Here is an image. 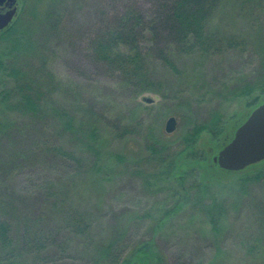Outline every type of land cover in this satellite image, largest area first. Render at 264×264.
<instances>
[{"label": "rangeland", "instance_id": "rangeland-1", "mask_svg": "<svg viewBox=\"0 0 264 264\" xmlns=\"http://www.w3.org/2000/svg\"><path fill=\"white\" fill-rule=\"evenodd\" d=\"M34 1L9 2L8 10L17 7V12L6 28L31 16ZM40 2L37 11L49 28L55 26L50 13L60 8L62 15L63 11L59 26L65 35L61 40L44 38L41 31L45 26H39L42 30L38 27L34 36L36 48L27 50L33 51L31 57L25 52L16 60L22 72L32 69L30 75L39 77L41 91L47 92V120L33 124L13 109L11 97L17 80L5 71V64L16 57L17 50L3 31L6 28L0 31V97L8 99L7 107L0 104V219L13 214L26 218L16 219L14 243L2 257L7 261L15 254L14 264H41V253L14 252L25 246L22 236L33 227L49 233L45 238L51 234L54 241L56 230L62 232L58 243L65 244L67 251L60 254V264L87 263L91 240L117 244L125 250L124 257L151 242L152 252L156 247L158 253L180 257L186 264H264V214L259 212L264 206V185L250 183L246 194L241 187L244 177L264 170V161L239 172L225 171L214 162L239 127L264 103V90L258 87L264 63V51H259L264 50V24L252 30L253 21L248 23V15L233 1L214 24L227 35L223 51L173 54L176 71L154 59L149 64L150 79L161 90L135 97L119 79L104 76L86 50L89 39L104 28L101 21H110L117 13L119 0ZM260 2L256 7L264 9V0ZM3 7L0 4V10ZM248 33L253 46L226 48L229 42L235 45L231 37ZM44 59L49 70L43 75ZM27 79L22 78L19 84ZM251 85L256 86L251 95L234 96ZM143 97L154 102H143ZM216 114L222 119L219 134L204 132L182 156L172 179L153 181L154 165L145 160L148 146L178 143L197 123H208ZM99 116L106 117L111 126ZM171 118L176 119L177 127L169 133L166 125ZM8 119L14 122L5 126ZM25 124L27 133L23 134L20 131ZM2 130L6 134L1 135ZM84 137L88 142L95 140L91 152ZM53 149L63 152L56 155ZM73 158L83 161L80 164ZM138 159H143L140 165ZM199 200L211 206L216 216L221 213L222 217L215 219L217 231H213L214 218L209 221L205 207L197 205ZM171 208L173 215L162 221ZM74 211L95 216L92 233L79 234L72 227L68 215ZM43 237L41 234L40 241ZM144 251L136 255L133 264L155 262L150 250Z\"/></svg>", "mask_w": 264, "mask_h": 264}, {"label": "trees", "instance_id": "trees-1", "mask_svg": "<svg viewBox=\"0 0 264 264\" xmlns=\"http://www.w3.org/2000/svg\"><path fill=\"white\" fill-rule=\"evenodd\" d=\"M41 0L34 1V9L31 11V16H26L25 19L17 22L14 27L6 28L3 30L6 35L12 40V47L16 57L11 58L9 64H5V71L10 72L11 77L17 80L15 89L12 91L14 94L11 100L15 103L13 104V109L16 113L21 114L23 117L30 118V123L35 124L34 121L47 120L48 117H44L45 112V95L47 92L41 91L39 84V77H34L30 75V69H25L21 71L18 67L20 65L17 62V57L20 54H28L31 57L33 51L31 48H36L34 42V36L39 33L38 27L45 26L46 30H42L41 33L45 38L51 36V38L57 37L61 40V37L65 34H61L62 29L60 25L61 17L63 16L59 12L60 8L54 9L56 12H52L49 15L52 24L55 26L47 25L39 16L37 8ZM57 1V0H56ZM233 1H238V9L240 12H245L247 17V22L252 25V30L257 26V28H262L264 24V9H258L256 6L260 7V0H119L121 4L117 13L114 15L112 20L101 21L102 29L100 34L94 35L87 42V51L90 52L91 63L97 64L100 69L104 70V76L111 77L114 80L119 79L120 84L129 90L133 91L135 97L147 92L158 93L160 87L153 83L151 70L149 64L154 60L158 59L162 61L171 70H178L177 63L173 58V54H179L180 56H185L191 54L192 56L198 54V52L209 51H223L224 42L227 40L225 38L227 35L222 34L216 24V21L224 16L223 9ZM28 3V0H24ZM33 2V0H32ZM28 7V4H26ZM115 10V6H112ZM29 11V10H28ZM260 14L261 17L258 19L254 18L253 15ZM50 21V20H48ZM21 22V23H20ZM40 22V23H39ZM39 23V24H38ZM263 23V24H262ZM64 32V31H63ZM255 34H257L255 32ZM240 36L231 37L234 40L235 45L229 42V46L226 48H237L240 46L254 45L251 39V34H243ZM50 39V38H48ZM47 41V40H46ZM46 44V42H45ZM257 49V47H254ZM23 50V51H19ZM168 51H175V53H170ZM259 51H264L262 48ZM17 53V54H16ZM194 53V54H193ZM174 60H173V59ZM33 63L31 60L29 61ZM42 74L44 71L49 70L48 61L44 59ZM101 71V70H100ZM38 72L36 70L34 73ZM179 72V71H177ZM33 73V72H32ZM262 80L258 83V87L264 90V63H262L261 70ZM42 76V75H41ZM22 78L27 79L24 84H19V80ZM37 78V79H35ZM45 85L43 88L47 87ZM254 85L246 87L238 93H234V96H249L255 90ZM52 93V91H49ZM1 98V97H0ZM4 101V103H2ZM0 104L7 107L8 99H0ZM7 112V110H6ZM8 114L5 115V118ZM44 117V118H43ZM100 117V116H99ZM104 117V116H103ZM102 116L99 118L100 121L111 126L107 123L106 117ZM102 119V120H101ZM7 121L5 126L13 123L14 120ZM221 117L217 114L212 117L208 123H197L192 130L186 134L182 141L178 143H155L154 145L148 146L149 155L146 156V161L152 162L154 165V172L151 174L153 181L162 182L169 181L175 176L177 171L178 163L182 156L190 150L196 143L201 135L208 131L213 136L219 134V125L221 124ZM35 126H33L34 128ZM30 128L29 130L33 129ZM116 130V126H112ZM27 124H25L24 129H21V133L26 134ZM1 135L6 134L2 130ZM94 135V132L92 133ZM88 142L84 137V145L91 150H94V141ZM48 141L45 145L48 146ZM94 143V144H93ZM152 142L151 144H153ZM176 145V146H174ZM95 148V147H94ZM54 150V154H61L63 151ZM98 150V149H97ZM14 153V152H12ZM98 153V152H97ZM15 154V153H14ZM76 162L83 161L82 159L73 158ZM143 159H138L137 165H140ZM141 161V162H140ZM136 165V164H135ZM226 171V170H225ZM243 171V170H242ZM239 172V171H238ZM250 183L262 184L264 185V170L257 173L254 176H246L242 179L241 187L243 188V193L246 194L247 185ZM248 193V191H247ZM254 199V196H252ZM201 205L205 207V214L209 221L213 219V231H217L218 223L216 220L221 218V213H217V216L206 204H202L203 200H199ZM206 203V202H204ZM214 204L209 202L208 204ZM213 206V205H212ZM248 206V205H247ZM260 209V213L264 214V206ZM172 210L174 208L168 209L165 215L162 217V221L167 218V216H172ZM213 212V214H211ZM72 227L78 230L81 234H90L94 231V215L89 212H78L74 211L72 214L68 215ZM16 219H21L26 221V218L22 216L19 218L18 215H11L8 218L0 219V264H14L15 254H12L9 260H5L2 257L3 251L6 249H11L14 238L13 232L17 233ZM216 219V220H215ZM42 218H39L41 223ZM84 227V230L82 228ZM218 228V229H217ZM26 229L25 234L22 239H25V246L21 247L19 250H15L18 254H31V253H41L43 257L41 258V264H60L62 261L60 254L67 251L65 244L58 243V238L62 232L56 230L55 241L50 237L51 234L45 238L46 233L39 231L36 228ZM34 232L31 233V230ZM61 229V228H58ZM31 233V234H30ZM41 234H43V241H40ZM78 234V235H79ZM53 237V236H52ZM34 245H32V243ZM104 241H99L95 244L92 240L89 242L90 246L86 249V253L90 256L87 258V263L84 264H133V260L139 252L144 250H150L153 254L155 262L153 264H186L180 257L171 258L168 254H160L156 247L154 252L151 251L150 246L145 243L141 245L138 249L126 253L123 256L124 251L117 244H107L104 245ZM29 244H31L29 246ZM152 247V246H151ZM153 248V247H152ZM157 250V252H156ZM145 252V251H144ZM264 252V251H263ZM262 254L264 255V253ZM52 254V255H51ZM53 256V259H52ZM16 257V256H15ZM17 258V257H16ZM49 260H52L49 263ZM61 260V261H60ZM80 264V263H73ZM83 264V263H81Z\"/></svg>", "mask_w": 264, "mask_h": 264}, {"label": "water", "instance_id": "water-1", "mask_svg": "<svg viewBox=\"0 0 264 264\" xmlns=\"http://www.w3.org/2000/svg\"><path fill=\"white\" fill-rule=\"evenodd\" d=\"M13 0H0L4 4ZM17 12V7L0 14V31L9 26ZM143 102L152 104L154 100L143 97ZM177 121L171 118L167 121L166 130L172 133L176 130ZM264 161V103L257 107L243 125L236 131L231 142L214 158L220 168L238 172L247 167Z\"/></svg>", "mask_w": 264, "mask_h": 264}, {"label": "flooded vegetation", "instance_id": "flooded-vegetation-1", "mask_svg": "<svg viewBox=\"0 0 264 264\" xmlns=\"http://www.w3.org/2000/svg\"><path fill=\"white\" fill-rule=\"evenodd\" d=\"M3 6H5V8L3 7V10H0V14L1 13H6L8 11V7L7 6V1L3 4Z\"/></svg>", "mask_w": 264, "mask_h": 264}]
</instances>
